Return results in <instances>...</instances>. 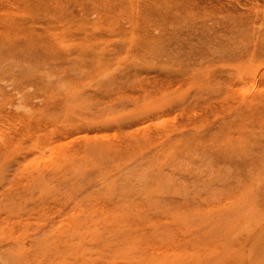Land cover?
Listing matches in <instances>:
<instances>
[{
  "label": "rangeland",
  "instance_id": "1",
  "mask_svg": "<svg viewBox=\"0 0 264 264\" xmlns=\"http://www.w3.org/2000/svg\"><path fill=\"white\" fill-rule=\"evenodd\" d=\"M262 48L264 0H0V264H264Z\"/></svg>",
  "mask_w": 264,
  "mask_h": 264
},
{
  "label": "bare ground",
  "instance_id": "2",
  "mask_svg": "<svg viewBox=\"0 0 264 264\" xmlns=\"http://www.w3.org/2000/svg\"><path fill=\"white\" fill-rule=\"evenodd\" d=\"M29 1H30V0H29ZM39 1H40V0H39ZM22 3H23V2H22ZM61 7H62V6H61ZM222 16H224V15H222ZM222 33H223V32H222ZM214 35H215V34H214ZM214 42H215V41H214ZM261 47H262V46H261ZM256 49H257V48H256ZM259 49H261V48L259 47ZM262 49H264V48H262ZM167 58H168V57H167ZM45 60H46V59H45ZM262 107H263V106H262ZM249 123H250V122H249ZM237 127H238V126H237ZM231 131H232V130H231ZM229 132H230V131H229ZM236 132H237V131H236ZM244 134H245V133H244ZM230 136H231V135H230ZM248 136H249V135H248ZM251 145H252V144H251ZM144 159H145V158H144ZM155 165H156V164H155ZM166 165H167V163H166ZM168 165H169V164H168ZM224 166H225V165H224ZM166 167H168V166H166ZM236 170H237V169H236ZM146 173H147V172H146ZM173 173H174V172H173ZM201 173H202V171H201ZM145 176H147V175H145ZM125 178H126V177H125ZM146 179H147V178H146ZM171 180H172V179H171ZM129 181H130V180H129ZM124 183H125V182H124ZM256 187H257V186H256ZM258 188H259V187H258ZM124 189H125V186H124ZM168 192H169V191H168ZM168 192H167V193H168ZM167 193H166V194H167ZM121 194H122V193H121ZM123 194H124V193H123ZM123 194H122V195H123ZM151 194H152V193H151ZM125 196H126V195H125ZM256 197H257V194H256ZM263 201H264V199H263ZM262 203H263V202H262ZM262 203H261V204H262ZM252 204H253V203H252ZM254 204H255V203H254ZM263 206H264V205H263ZM124 211H125V210H124ZM262 211H263V210H262ZM84 213H85V212H84ZM216 217H217V216H216ZM242 221H243V220H242ZM239 223H240V222H239ZM107 240H108V239H107ZM241 244H242V243H241ZM163 245H164V244H163ZM213 245H214V244H213ZM244 246H245V245H244ZM245 247H246V246H245ZM173 250H174V249H173ZM239 250H240V249H239ZM242 252H243V251H242ZM243 255H244V254H243ZM245 258H246V257H245ZM247 258H248V257H247ZM88 260H89V259H88ZM245 260H246V259H245ZM245 260H244V261H245ZM225 261H226V259H225ZM226 262H227V261H226ZM245 262H246V261H245ZM120 263H121V262H120ZM243 263H244V262H243ZM121 264H122V263H121Z\"/></svg>",
  "mask_w": 264,
  "mask_h": 264
}]
</instances>
